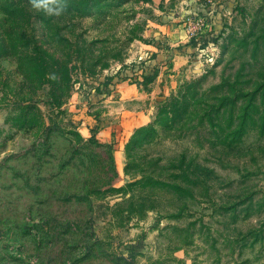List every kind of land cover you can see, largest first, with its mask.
Returning <instances> with one entry per match:
<instances>
[{"label":"rangeland","instance_id":"rangeland-1","mask_svg":"<svg viewBox=\"0 0 264 264\" xmlns=\"http://www.w3.org/2000/svg\"><path fill=\"white\" fill-rule=\"evenodd\" d=\"M189 1L0 0V264H264V0Z\"/></svg>","mask_w":264,"mask_h":264},{"label":"built area","instance_id":"built-area-1","mask_svg":"<svg viewBox=\"0 0 264 264\" xmlns=\"http://www.w3.org/2000/svg\"><path fill=\"white\" fill-rule=\"evenodd\" d=\"M212 1L213 0H201L200 5L193 0H190L189 3H187V11L182 14L181 29L189 39L199 43L201 39L212 30L208 24L209 19L212 18L216 9ZM212 27L213 31L219 28V26H215V24H212ZM207 51L210 50L207 49ZM203 52L205 51L199 50V56H202L201 54Z\"/></svg>","mask_w":264,"mask_h":264},{"label":"clouds","instance_id":"clouds-1","mask_svg":"<svg viewBox=\"0 0 264 264\" xmlns=\"http://www.w3.org/2000/svg\"><path fill=\"white\" fill-rule=\"evenodd\" d=\"M33 8L42 10L48 15L59 16L66 9L64 0H31Z\"/></svg>","mask_w":264,"mask_h":264},{"label":"crops","instance_id":"crops-1","mask_svg":"<svg viewBox=\"0 0 264 264\" xmlns=\"http://www.w3.org/2000/svg\"><path fill=\"white\" fill-rule=\"evenodd\" d=\"M180 29V28H179ZM163 30H164V28H163ZM182 31V30H181ZM164 32V31H163ZM177 32H178V34L180 33V31H178V29H177ZM181 33H183V32H181ZM169 34V33H168ZM169 36V35H168ZM177 38H182V36L180 35V36H178ZM172 40V39H171ZM175 40H180V39H175ZM143 47L145 48V50H153V51H156L157 50V48H156V46L155 45H153V44H148V45H143ZM146 48H148V49H146ZM179 55V56H178ZM172 58H173V60H174V65H175V68H176V65H177V63H180V60H183L184 58L179 54V52H177V51H175L174 52V54L172 55ZM149 100H151V101H153L154 99H153V93H151V94H149Z\"/></svg>","mask_w":264,"mask_h":264},{"label":"trees","instance_id":"trees-1","mask_svg":"<svg viewBox=\"0 0 264 264\" xmlns=\"http://www.w3.org/2000/svg\"><path fill=\"white\" fill-rule=\"evenodd\" d=\"M140 1H142V2H149L150 0H140ZM151 80V78H148L147 79V81H150Z\"/></svg>","mask_w":264,"mask_h":264}]
</instances>
